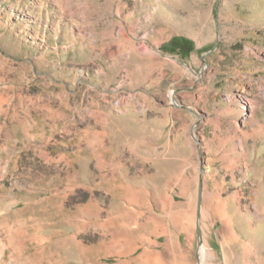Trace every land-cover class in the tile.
I'll use <instances>...</instances> for the list:
<instances>
[{
	"label": "rangeland",
	"instance_id": "obj_1",
	"mask_svg": "<svg viewBox=\"0 0 264 264\" xmlns=\"http://www.w3.org/2000/svg\"><path fill=\"white\" fill-rule=\"evenodd\" d=\"M0 264H264V0H0Z\"/></svg>",
	"mask_w": 264,
	"mask_h": 264
},
{
	"label": "bare ground",
	"instance_id": "obj_2",
	"mask_svg": "<svg viewBox=\"0 0 264 264\" xmlns=\"http://www.w3.org/2000/svg\"><path fill=\"white\" fill-rule=\"evenodd\" d=\"M201 249H202V248H201ZM201 249H200V250H201ZM205 253H206V252H205V249H202V250H201V254L204 255Z\"/></svg>",
	"mask_w": 264,
	"mask_h": 264
}]
</instances>
